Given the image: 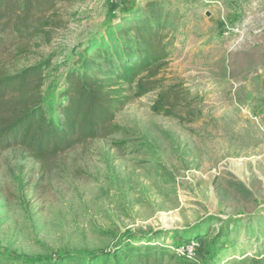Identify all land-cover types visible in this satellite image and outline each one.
I'll use <instances>...</instances> for the list:
<instances>
[{"label": "rangeland", "instance_id": "374dc122", "mask_svg": "<svg viewBox=\"0 0 264 264\" xmlns=\"http://www.w3.org/2000/svg\"><path fill=\"white\" fill-rule=\"evenodd\" d=\"M149 1L59 4L51 43L0 34V71L50 61L55 117L68 67ZM160 1L174 49L158 88L117 111L120 133L43 160L0 150V264L264 259V0ZM161 95L176 116L152 110Z\"/></svg>", "mask_w": 264, "mask_h": 264}, {"label": "trees", "instance_id": "16d2710c", "mask_svg": "<svg viewBox=\"0 0 264 264\" xmlns=\"http://www.w3.org/2000/svg\"><path fill=\"white\" fill-rule=\"evenodd\" d=\"M69 1L0 0V34L10 31L20 38L51 43L60 27L54 19L57 7ZM170 18L163 1L152 0L117 26L107 28L102 44L90 43L82 61L68 67L63 101L55 117L49 114L42 93L50 61L13 74L0 71V150L22 147L43 160L88 140L120 133L117 111L130 99L158 88V76L174 49V39L166 31ZM108 42L112 47L108 48ZM152 110L176 116L163 95ZM133 264H157V260L139 255ZM227 264H264V259L243 257Z\"/></svg>", "mask_w": 264, "mask_h": 264}, {"label": "built area", "instance_id": "2783aa9c", "mask_svg": "<svg viewBox=\"0 0 264 264\" xmlns=\"http://www.w3.org/2000/svg\"><path fill=\"white\" fill-rule=\"evenodd\" d=\"M205 1V3H212V2H215V1H213V0H204ZM176 249V248H175ZM184 249H185V247H178L177 248V252L178 253H183L184 252Z\"/></svg>", "mask_w": 264, "mask_h": 264}, {"label": "water", "instance_id": "95a60500", "mask_svg": "<svg viewBox=\"0 0 264 264\" xmlns=\"http://www.w3.org/2000/svg\"><path fill=\"white\" fill-rule=\"evenodd\" d=\"M207 14L209 15V12Z\"/></svg>", "mask_w": 264, "mask_h": 264}]
</instances>
